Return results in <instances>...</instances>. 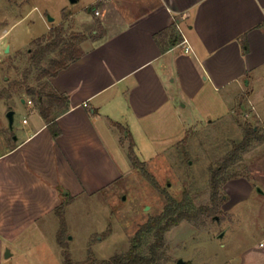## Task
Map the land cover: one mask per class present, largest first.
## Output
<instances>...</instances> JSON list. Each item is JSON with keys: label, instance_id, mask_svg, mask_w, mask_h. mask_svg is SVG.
Wrapping results in <instances>:
<instances>
[{"label": "crops", "instance_id": "0c3cea01", "mask_svg": "<svg viewBox=\"0 0 264 264\" xmlns=\"http://www.w3.org/2000/svg\"><path fill=\"white\" fill-rule=\"evenodd\" d=\"M55 24L85 36L84 54L51 78L68 99L59 135L26 95L34 118L0 153V258L27 230L59 219L65 200L131 173L127 139L168 143L165 131L196 122L187 115L200 98H250L264 68V0H86Z\"/></svg>", "mask_w": 264, "mask_h": 264}, {"label": "rangeland", "instance_id": "374dc122", "mask_svg": "<svg viewBox=\"0 0 264 264\" xmlns=\"http://www.w3.org/2000/svg\"><path fill=\"white\" fill-rule=\"evenodd\" d=\"M85 1L0 0V90L23 79L36 40L70 10L84 9ZM50 17L54 22H49ZM69 27L64 25L68 37L76 33ZM56 57L57 53L48 55L42 67ZM42 67L32 70L28 86L38 85ZM249 89L255 90L250 98L242 92L225 101L219 92L216 103L200 98L199 108L187 115L196 122L186 130L165 131L169 134L166 144H155L143 134L137 136L136 145L125 138L129 154L133 144L137 157L136 167L130 159L133 171L95 195L81 194L73 204L71 199L63 203V243L73 262L109 260L127 253L138 230L162 214L172 200L186 202L190 213L212 208V174L254 128L257 139L238 153L224 175L226 182L220 181L216 214L205 213L171 229L158 264L180 260L184 264H264V68ZM26 98L23 93L0 102V153L14 144L34 118V111L22 102ZM10 111L15 112L12 129L7 118ZM51 218V225L42 222L10 242V255L6 256V250L0 264H64L65 249L58 242L61 219ZM153 241L152 235H143L142 255L148 254Z\"/></svg>", "mask_w": 264, "mask_h": 264}, {"label": "trees", "instance_id": "16d2710c", "mask_svg": "<svg viewBox=\"0 0 264 264\" xmlns=\"http://www.w3.org/2000/svg\"><path fill=\"white\" fill-rule=\"evenodd\" d=\"M64 25L61 24L50 30V32L36 40L37 47L33 50L31 55L30 66L26 69L23 79L10 83L7 88L0 90V102L9 101L19 94L29 96L38 108L41 116L47 121L54 137L60 133L56 124V117L68 108L67 97L57 93L51 86V78L57 76L59 72L69 67V65L79 60L84 52L81 48V43L85 39L83 34L72 33L70 37L67 36ZM57 53V57L50 60L49 64L42 67L44 59L52 54ZM37 67L42 70L39 75V83L36 86H28L29 78L32 70ZM257 130L252 128L248 130L244 141L234 148L233 154L229 157L223 165L217 168L211 177V184L213 187V197L210 207H201L196 213H190L185 210V203H177L172 200L165 208L164 212L156 218L143 225L137 232L132 241V246L125 254H120L112 257L109 260H92L84 264H158L160 261V253L166 246V234L179 225L184 220H193L202 214L214 215L219 209L218 196L220 194L221 179L226 182L224 175L229 166L236 163V156L239 152L245 151L256 137ZM130 159L134 165L137 166V157L133 151V144L130 147ZM64 205L61 204L57 209L58 215L61 219L62 229L58 232V242L65 249L64 264H75L71 258L70 252L64 247L63 236L65 235L66 222L63 215ZM152 235L154 241L148 248V254L142 255L140 249L143 246V235Z\"/></svg>", "mask_w": 264, "mask_h": 264}, {"label": "water", "instance_id": "95a60500", "mask_svg": "<svg viewBox=\"0 0 264 264\" xmlns=\"http://www.w3.org/2000/svg\"><path fill=\"white\" fill-rule=\"evenodd\" d=\"M71 2H72V3H76L77 0H71ZM48 20H49V22H54V19L51 18V17H50ZM8 50H9V49H8ZM23 101H25V100H23ZM14 116H15V112H14V111H10V112H8V114H7V118H8V120H9L10 128H11V129H12L13 126H14ZM9 255H10V253H9V251H7L6 256H9ZM178 264H184V262H183L182 260H180V261L178 262Z\"/></svg>", "mask_w": 264, "mask_h": 264}, {"label": "built area", "instance_id": "2783aa9c", "mask_svg": "<svg viewBox=\"0 0 264 264\" xmlns=\"http://www.w3.org/2000/svg\"><path fill=\"white\" fill-rule=\"evenodd\" d=\"M96 14L98 15L99 12H96ZM179 29H180V28H179ZM180 33H181V35H182V37H183V42L181 43V45L183 46L185 52H186V53L191 52V51H192L191 46L189 45L188 40L185 38V36H184V34H183V32H182L181 29H180ZM28 103L31 105L33 102H32V101H29ZM261 245H262V244H261Z\"/></svg>", "mask_w": 264, "mask_h": 264}]
</instances>
